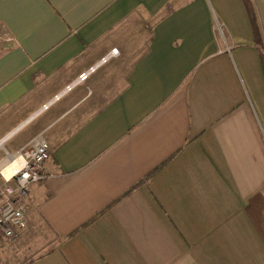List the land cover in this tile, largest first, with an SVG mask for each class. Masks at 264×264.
<instances>
[{
  "label": "crops",
  "instance_id": "0c3cea01",
  "mask_svg": "<svg viewBox=\"0 0 264 264\" xmlns=\"http://www.w3.org/2000/svg\"><path fill=\"white\" fill-rule=\"evenodd\" d=\"M250 3L260 45L242 0H0V163L46 140L25 205L60 239L27 264H264Z\"/></svg>",
  "mask_w": 264,
  "mask_h": 264
},
{
  "label": "built area",
  "instance_id": "2783aa9c",
  "mask_svg": "<svg viewBox=\"0 0 264 264\" xmlns=\"http://www.w3.org/2000/svg\"><path fill=\"white\" fill-rule=\"evenodd\" d=\"M117 55L116 49L111 50L100 64ZM93 70L81 74L76 83L84 82ZM71 87H67L66 91ZM49 157L48 144L41 135L13 153L4 152L0 163V236L3 239H15L27 228L25 199L32 185L49 177L45 172Z\"/></svg>",
  "mask_w": 264,
  "mask_h": 264
},
{
  "label": "rangeland",
  "instance_id": "374dc122",
  "mask_svg": "<svg viewBox=\"0 0 264 264\" xmlns=\"http://www.w3.org/2000/svg\"><path fill=\"white\" fill-rule=\"evenodd\" d=\"M1 43H4L2 36H0ZM19 137L20 134L14 137L7 147L16 143ZM3 146H0L1 151ZM30 217V211L26 208L27 228L15 239L0 238L2 248L7 250V256L3 255L0 264H27L56 249L59 245V238L53 235L42 222L33 221Z\"/></svg>",
  "mask_w": 264,
  "mask_h": 264
},
{
  "label": "trees",
  "instance_id": "16d2710c",
  "mask_svg": "<svg viewBox=\"0 0 264 264\" xmlns=\"http://www.w3.org/2000/svg\"><path fill=\"white\" fill-rule=\"evenodd\" d=\"M244 5H245V8L247 10V13L249 15V19H250V22H251V26H252V30H253V35H254V38H255V41L257 44L260 45V34H259V30L257 28V25H256V22H255V17H254V14H253V10H252V6H251V3H250V0H242Z\"/></svg>",
  "mask_w": 264,
  "mask_h": 264
},
{
  "label": "bare ground",
  "instance_id": "6f19581e",
  "mask_svg": "<svg viewBox=\"0 0 264 264\" xmlns=\"http://www.w3.org/2000/svg\"><path fill=\"white\" fill-rule=\"evenodd\" d=\"M0 146H1V144H0Z\"/></svg>",
  "mask_w": 264,
  "mask_h": 264
}]
</instances>
